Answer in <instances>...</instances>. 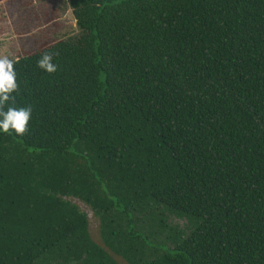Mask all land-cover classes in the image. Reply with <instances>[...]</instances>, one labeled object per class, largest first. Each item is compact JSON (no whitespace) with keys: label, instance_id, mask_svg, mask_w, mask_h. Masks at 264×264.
Returning <instances> with one entry per match:
<instances>
[{"label":"trees","instance_id":"trees-1","mask_svg":"<svg viewBox=\"0 0 264 264\" xmlns=\"http://www.w3.org/2000/svg\"><path fill=\"white\" fill-rule=\"evenodd\" d=\"M65 1L10 59L0 264H264V0Z\"/></svg>","mask_w":264,"mask_h":264},{"label":"rangeland","instance_id":"rangeland-1","mask_svg":"<svg viewBox=\"0 0 264 264\" xmlns=\"http://www.w3.org/2000/svg\"><path fill=\"white\" fill-rule=\"evenodd\" d=\"M78 32L65 0H1L0 58L8 59L35 52L54 41ZM89 220V233L98 241L97 222L87 206L69 198ZM181 225L183 220H176ZM121 262L118 257H114Z\"/></svg>","mask_w":264,"mask_h":264},{"label":"clouds","instance_id":"clouds-1","mask_svg":"<svg viewBox=\"0 0 264 264\" xmlns=\"http://www.w3.org/2000/svg\"><path fill=\"white\" fill-rule=\"evenodd\" d=\"M51 61L52 53L45 52L42 58L37 61V64L47 72L54 73L57 66ZM15 77L13 61L7 57L0 58V116L3 117V119H0V130L5 133L14 130L17 135L23 136L27 131L31 109L9 107L7 111H3L4 101L9 100V94L18 88Z\"/></svg>","mask_w":264,"mask_h":264}]
</instances>
